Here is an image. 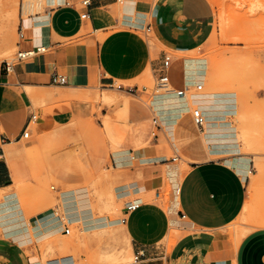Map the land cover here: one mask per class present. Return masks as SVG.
I'll return each mask as SVG.
<instances>
[{
    "label": "crops",
    "instance_id": "crops-1",
    "mask_svg": "<svg viewBox=\"0 0 264 264\" xmlns=\"http://www.w3.org/2000/svg\"><path fill=\"white\" fill-rule=\"evenodd\" d=\"M90 1L87 19L80 18L84 8L75 2L70 6L47 7L42 14L21 18L22 37L19 35L17 53H31L10 62L8 70L3 63L6 60L1 61L0 213L19 214L0 222V264H41L29 247L34 239L44 241L41 236L49 227V220L52 228H58L49 238L63 233L64 223H72L62 200L65 221L57 209L26 214L20 203L21 185L35 180L28 175L18 144L38 143L32 134V121L38 111H34L32 102L44 96L57 100L54 112L61 113V118L91 120L97 126L94 131L99 146L92 150L81 146L78 150V158L91 171L99 172L109 163L113 168L129 167L131 172L137 168L145 190H153L150 202L139 195L127 200L139 199V206L131 212L122 207L119 222L111 224L119 227L114 236L123 241L122 245L134 257L129 264H264V222L261 227L247 228L237 241L227 230L244 212L246 179L251 171L248 154L240 151L238 132L223 112L216 107L203 109L205 123L203 128L194 124L196 130L189 112L191 103L198 99L191 101L187 94L181 97L170 90L177 98H184L186 108L166 118L160 110L163 107L156 106L152 95L150 107L154 113H161L159 116L165 122L160 123L173 146L176 135L182 140L199 133L205 147L203 158L188 162L181 171L175 159L168 158L166 146H159V135L144 143L149 135L148 113L145 106L134 100L145 94L135 82L141 71L149 69L154 77L168 50L185 53L208 39L213 29L212 4L209 0ZM118 2L122 4L115 11ZM144 30L153 47L141 35ZM172 61L177 64L178 58L173 57ZM181 65L182 79L172 76V82L177 89L185 85L191 88L194 84L186 81L185 59ZM54 75L65 76V83H54ZM95 89L101 90L94 95L102 104L99 116L96 104L79 96ZM167 121L173 122L170 127L166 126ZM23 131H28L26 138ZM103 135L116 136L115 151L109 152ZM247 144L252 154H264L263 139H250ZM163 173L171 185L176 181V186L172 185L173 200L166 211L162 203L164 188L156 187ZM74 191V200L85 193L89 206L84 215L93 217L86 190ZM135 192L139 194V189ZM84 219L76 222L83 229ZM170 227H176L180 233L170 238H176L170 246L169 239L163 247L161 240ZM78 259L82 257L67 254L48 259L45 264H77Z\"/></svg>",
    "mask_w": 264,
    "mask_h": 264
},
{
    "label": "rangeland",
    "instance_id": "rangeland-1",
    "mask_svg": "<svg viewBox=\"0 0 264 264\" xmlns=\"http://www.w3.org/2000/svg\"><path fill=\"white\" fill-rule=\"evenodd\" d=\"M209 1L213 7V29L210 36L194 50L185 53L167 51L172 60L173 57L178 58L177 64L171 60L169 80L170 87L177 89L171 77L182 79V59L198 56L211 63L205 79L199 82L202 88L197 90L194 85L186 94L198 99L191 103V110L213 107L221 110L226 120L238 132L240 151L249 156L251 173L246 179L247 203L244 212L227 226V230L234 234L237 241L247 228L261 227L259 225L264 222V154H252L247 144L250 139L264 140V0ZM24 2L25 0H0V62L17 61L21 18L26 19L29 15L42 14L47 10V3L43 0L39 8L36 5L29 8ZM73 2L81 7L80 0ZM121 4L118 2L114 10L118 11ZM141 35L153 47L148 32L144 30ZM135 82L139 90L145 92L139 99H133L147 109L149 135L144 141L146 144L153 139L151 131L155 129L151 117L156 111L154 113L150 107V100L155 94L152 72L149 69L141 71ZM100 92L99 89L87 90L79 95L82 99L96 104L97 116L102 104L94 95ZM56 101L54 97L44 96L40 101L32 102L34 111H38L32 121V134L36 136L38 143L26 146L21 141L18 146L23 150L22 159L27 163L28 175L33 176L35 181L21 185L23 194L20 203L26 214L57 209L65 221L62 200L64 210L71 216L69 220L72 223L69 225V235L59 233L49 238L58 231V228H52L53 224L49 220V227L44 233H50L43 237L49 239H34L29 247L41 264H45L48 259L67 254L82 257L77 264H129L134 257L122 245L123 241L114 236L119 227L115 228L111 224L119 222L120 210L127 200L139 195L145 202H150L153 190H145L137 168H133L135 172H131L129 167L113 168L109 163L99 172L91 171L78 158V150L81 146L87 150L99 146L94 131L97 126L91 120L89 122L61 118V113L54 112ZM156 115L160 120L157 127L159 146H166L168 158H175L174 162L179 164L181 171L187 167L188 162L203 158L205 147L199 133L182 140L176 135L173 146L171 137L161 125L165 121L157 113ZM189 117L197 130L191 119V112ZM172 123L167 121L166 126L170 127ZM103 139L109 152L117 149L118 140L115 135H103ZM184 142L185 145L181 144ZM135 156L136 163L138 156ZM156 187L164 188L162 203L166 211L175 193L166 174L163 173L162 181ZM75 188L77 189L74 191ZM136 188L139 189V194L135 192ZM84 189L88 194L93 217L84 215L89 206L87 198H84L85 193L79 194L80 199L74 200L73 191L83 192ZM79 218H86L83 220L84 229L76 223ZM104 218L107 219L106 222L103 221ZM262 225L264 227V223ZM179 233L176 227H170L160 244L165 247L168 240L177 237ZM175 239H170L169 246ZM24 249L27 252L26 247Z\"/></svg>",
    "mask_w": 264,
    "mask_h": 264
},
{
    "label": "built area",
    "instance_id": "built-area-1",
    "mask_svg": "<svg viewBox=\"0 0 264 264\" xmlns=\"http://www.w3.org/2000/svg\"><path fill=\"white\" fill-rule=\"evenodd\" d=\"M74 2L73 0H53L52 4H47V7L49 8H55L59 6H70ZM91 1L90 0H80V6L84 8L83 12L80 13V18L81 19H87L89 17V11L88 7L90 5ZM20 37H22V33H19ZM39 50H44V47H40ZM31 52H18L17 53V58H22L26 55H29ZM172 57L170 54H165L162 60V63L160 67L157 69V74L154 75V90L155 93L158 92H163V91H169V90H174L177 95L179 96H185L187 93V90L189 88L187 86H183L182 88L179 89H174L170 87V80H169V75H168V70L170 68ZM5 64V70H8L10 68V61H4ZM1 64V62H0ZM52 80L54 83L57 84H63L65 83V76L63 75H54L52 77ZM195 88L197 90L202 88V84H197L195 85ZM191 117L194 122V124L200 128H203L204 122H205V117L203 114L202 110H199L198 108H193L191 111ZM152 123L155 129L151 132V135L153 138L157 137V127L159 125V120L156 114H152ZM23 137L26 138L28 136V131H23ZM175 158H173L174 160ZM139 206V199H134L132 201H128L124 204L123 210L125 212H131L134 209H136ZM124 220V217L121 218V221ZM63 233L64 234H69L70 233V228L69 226L64 223V228H63ZM137 256H135V259Z\"/></svg>",
    "mask_w": 264,
    "mask_h": 264
},
{
    "label": "bare ground",
    "instance_id": "bare-ground-1",
    "mask_svg": "<svg viewBox=\"0 0 264 264\" xmlns=\"http://www.w3.org/2000/svg\"><path fill=\"white\" fill-rule=\"evenodd\" d=\"M47 4H52L53 0H43ZM42 0H25L24 4H26L29 8L33 7V5H36V7L41 6ZM45 3V4H46ZM35 7V6H34ZM224 54V53H223ZM245 54V53H243ZM257 54V53H256ZM247 55V54H246ZM251 56V55H250ZM250 59V58H248ZM249 61H252L251 59ZM253 62V61H252ZM211 64V63H210ZM209 62L202 58V57H188L185 59V75H186V81L188 84H194L197 85L199 82L202 81V79L206 76L207 74V69L209 67ZM262 79V78H261ZM264 81V78L263 80ZM262 85V84H261ZM189 88L188 85H185ZM170 91V90H169ZM169 91H163V92H158L154 94L153 102H156V106L160 105L163 107L161 112L164 114V117H173L174 115H178V113L182 110H185L186 108V101L184 98H177V96H174L171 94ZM177 94V93H176ZM179 96V95H178ZM184 97V96H181ZM196 98V97H195ZM195 98H191V101L195 100ZM161 114V113H160ZM159 114V115H160ZM205 117V116H204ZM205 123V122H204ZM127 159V158H126ZM119 161V160H118ZM125 162V161H124ZM120 163V162H119ZM170 166V165H169ZM173 167V166H172ZM175 169V168H174ZM249 170L250 165H249ZM178 176V175H177ZM177 179V178H176ZM175 180V179H174ZM176 181L174 183L172 182L173 186H176ZM3 209V208H2ZM9 209V207H8ZM4 210V209H3ZM7 210V209H6ZM10 211V210H9ZM6 212V211H5ZM2 212L0 213V222H4V220L11 218L14 215H11V213H6ZM16 214V213H15ZM19 214V213H18ZM16 214V215H18ZM15 215V216H16ZM14 216V217H15ZM13 217V218H14ZM17 217V216H16ZM15 217V218H16ZM14 218V219H15ZM6 222V221H5ZM172 222L177 223V220H173ZM16 223V222H15ZM6 225V223H5ZM3 226V225H2ZM50 232L44 233L41 237H45L49 234ZM66 235V234H65Z\"/></svg>",
    "mask_w": 264,
    "mask_h": 264
}]
</instances>
